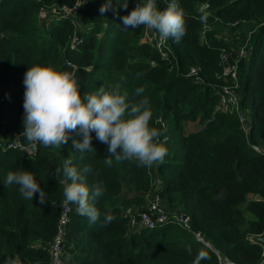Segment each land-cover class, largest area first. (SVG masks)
<instances>
[{
  "label": "trees",
  "instance_id": "obj_1",
  "mask_svg": "<svg viewBox=\"0 0 264 264\" xmlns=\"http://www.w3.org/2000/svg\"><path fill=\"white\" fill-rule=\"evenodd\" d=\"M122 2L111 0V8L101 13L108 0H0V137L16 134L27 143L23 80L29 68L39 66L74 73L81 97L120 84L132 102L147 98L149 126L163 133L160 142L168 150L163 164L148 168L114 158L109 167L108 145L95 132L90 152L72 147V139L83 140L74 132L62 148L37 145L32 156L0 148V264L16 257L21 264H50L64 203L56 169L65 159L78 170L89 166L88 186L102 182L105 193L95 202L96 224L70 205L63 264H194L201 253L206 258L199 264H261L264 0H178L186 34L178 43L167 40L166 58L142 41L148 28H123L122 17L146 0H128L126 10ZM155 2L164 10L171 0ZM201 4L207 5L203 13ZM75 6L72 15L61 12ZM74 37L79 42L71 49ZM245 42L250 52L238 65V112L217 111L227 84L221 51ZM191 68L197 69L196 78L188 76ZM139 88L143 92L136 95ZM24 170L47 193L46 204L39 203V193L28 200L19 185L5 184L8 172ZM154 195L167 211L186 215L189 228L171 222L154 229L130 227L126 213L145 212ZM105 214L115 218L102 226Z\"/></svg>",
  "mask_w": 264,
  "mask_h": 264
},
{
  "label": "clouds",
  "instance_id": "obj_2",
  "mask_svg": "<svg viewBox=\"0 0 264 264\" xmlns=\"http://www.w3.org/2000/svg\"><path fill=\"white\" fill-rule=\"evenodd\" d=\"M123 8H128V0H123ZM111 8L108 0L100 8L104 13ZM186 13L178 0H171L167 8L160 10L155 0L136 3L128 14L122 17L125 30L141 25L155 30L160 41L174 39L177 43L186 34ZM207 22V16L201 17ZM24 120L23 135L30 145L62 148L71 138V133L82 136V142L72 139V147L80 152L93 151L92 133L108 145L109 158L105 164L109 167L113 159L117 162L135 161L139 167H152L164 163L167 148L160 142L163 134L155 127H150L152 112L147 98L132 102L127 91L121 92V85H109L108 90L101 86L95 93L79 92L80 84L74 73L58 72L48 67H31L24 74ZM143 92L136 90V95ZM92 169L73 166L71 159H65L61 168L56 169V176L64 184V206L76 205L81 216L96 224L100 212L95 202L104 195L103 183L91 187L86 182V174ZM70 181V183H69ZM6 185H19V191L25 199L34 200L39 193V203L46 204L47 193L41 188L32 172H8ZM115 217L105 214L102 226ZM206 258L201 253L194 264ZM6 264H21L19 257L8 259Z\"/></svg>",
  "mask_w": 264,
  "mask_h": 264
},
{
  "label": "built area",
  "instance_id": "obj_3",
  "mask_svg": "<svg viewBox=\"0 0 264 264\" xmlns=\"http://www.w3.org/2000/svg\"><path fill=\"white\" fill-rule=\"evenodd\" d=\"M207 5L201 4L199 6V12L203 13L206 11ZM77 10V6L73 8L62 9V13L66 16L72 15ZM80 29V28H79ZM202 34L207 29V26L204 24L202 27ZM144 43H147L153 46L162 58H166L169 52L167 41H160L159 35L153 31L146 30L143 36ZM79 40L74 37L71 42V49H74V45L78 43ZM247 42L243 43L237 48H230V51L224 52L221 51L220 63L222 66V79H224L227 84L221 87V94L219 99V105L217 106V111L223 113L226 112H238V96L236 90L238 89V65L245 59L249 52L247 49ZM71 67V64H67ZM197 69L191 68L188 76L197 77ZM240 120L243 121V117H240ZM0 148L1 149H11L18 151L27 156L34 155L37 145L32 146L20 140L19 136L16 134L12 135H3L0 137ZM71 211L70 205L64 206V203L61 208V215L58 222L57 232L53 238L50 254L51 260L50 264H63V226L67 221L68 213ZM126 215L130 218V227L132 228H144V229H154L157 226H163L168 222L174 223L179 227L184 229L189 228V218L181 213L169 212L166 210L165 205L161 201L159 195H154L150 201H148L145 206V212L136 213L127 212ZM137 218V221L135 220ZM199 241H202L199 235H196ZM263 257H264V246H263ZM223 264V262H222Z\"/></svg>",
  "mask_w": 264,
  "mask_h": 264
},
{
  "label": "water",
  "instance_id": "obj_4",
  "mask_svg": "<svg viewBox=\"0 0 264 264\" xmlns=\"http://www.w3.org/2000/svg\"><path fill=\"white\" fill-rule=\"evenodd\" d=\"M256 150H257V148H256ZM258 241H259V243H261V244L264 246V235H263L262 237H260V238L258 239ZM223 264H233V263H230V262L224 260V261H223ZM261 264H264V259H263V261L261 262Z\"/></svg>",
  "mask_w": 264,
  "mask_h": 264
},
{
  "label": "rangeland",
  "instance_id": "obj_5",
  "mask_svg": "<svg viewBox=\"0 0 264 264\" xmlns=\"http://www.w3.org/2000/svg\"><path fill=\"white\" fill-rule=\"evenodd\" d=\"M226 35H228V34H226ZM224 36H225V35H224ZM187 125H190V126H189V128H192V127H191V123H190V124H189V123H187Z\"/></svg>",
  "mask_w": 264,
  "mask_h": 264
}]
</instances>
